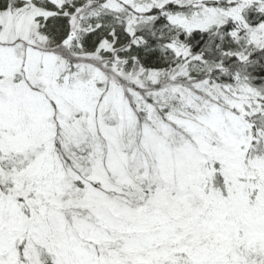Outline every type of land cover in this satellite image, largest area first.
Returning a JSON list of instances; mask_svg holds the SVG:
<instances>
[{
	"label": "snow or ice",
	"instance_id": "snow-or-ice-1",
	"mask_svg": "<svg viewBox=\"0 0 264 264\" xmlns=\"http://www.w3.org/2000/svg\"><path fill=\"white\" fill-rule=\"evenodd\" d=\"M0 264H264V0H0Z\"/></svg>",
	"mask_w": 264,
	"mask_h": 264
}]
</instances>
